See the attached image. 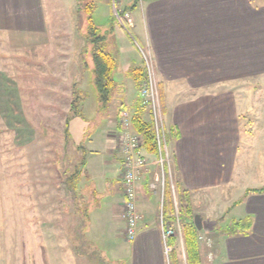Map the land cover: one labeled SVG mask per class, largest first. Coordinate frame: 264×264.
<instances>
[{
  "label": "crops",
  "instance_id": "crops-1",
  "mask_svg": "<svg viewBox=\"0 0 264 264\" xmlns=\"http://www.w3.org/2000/svg\"><path fill=\"white\" fill-rule=\"evenodd\" d=\"M257 1L159 0L142 3L130 14L133 37L154 62L180 188L203 203L210 193H219L224 216L215 230L228 213L238 210V216L216 233L199 232L212 241L211 248L200 241L203 264H264V193L252 192L263 187L245 184L257 171L264 172V0ZM44 5V0H0V42L43 38L48 27ZM116 33L110 34L109 46ZM131 45L138 50L137 60L119 70L122 75L115 80L120 92L109 107L115 130L122 102L131 109L138 97L128 70L140 66L142 59L132 39ZM240 87L245 94H240ZM146 157L153 164L155 157ZM116 163L111 180L100 189L90 187L100 201L90 214L104 226L113 217L122 234V180ZM112 164L107 161L105 167ZM154 169L148 167L137 184L142 220L124 264H170L159 216L161 193L150 188ZM246 217L252 219L249 235L224 232L233 221ZM179 238L184 258L182 235Z\"/></svg>",
  "mask_w": 264,
  "mask_h": 264
},
{
  "label": "rangeland",
  "instance_id": "rangeland-1",
  "mask_svg": "<svg viewBox=\"0 0 264 264\" xmlns=\"http://www.w3.org/2000/svg\"><path fill=\"white\" fill-rule=\"evenodd\" d=\"M44 1L48 27L43 38L20 39L18 44L0 42V264H124L132 245L121 234L120 222L111 217L105 226L103 222L98 225L91 211L87 224L81 219L82 210L86 212L93 204L90 187L94 184L100 189L111 180L119 162L116 154L110 155L116 133L110 126L112 111L99 112L92 73L83 71L79 55L86 17L75 0ZM91 1L95 3L92 17L96 26L108 34L117 31L108 51L118 60L115 79L119 80V70L138 57L131 39L138 49L140 45L131 28V34L122 28L115 9L121 11L133 0H120L115 9L111 0ZM76 83L85 94L80 105L83 118L71 121L67 141L65 121ZM245 90L240 87V94ZM173 158L169 148L165 177L171 183L178 218L181 206L173 184L177 180ZM107 161L113 164L105 167ZM155 162L148 163L155 167L150 184L157 173L162 177ZM77 170L81 179L73 191L68 183ZM245 184L264 187V172L257 171ZM209 196L203 203L191 195L192 213L218 223L224 216L220 215L224 212L220 210L221 196L218 192ZM236 216L238 210L228 213L213 233ZM172 226L174 235L180 237L178 222ZM179 237V263L186 264Z\"/></svg>",
  "mask_w": 264,
  "mask_h": 264
},
{
  "label": "trees",
  "instance_id": "trees-1",
  "mask_svg": "<svg viewBox=\"0 0 264 264\" xmlns=\"http://www.w3.org/2000/svg\"><path fill=\"white\" fill-rule=\"evenodd\" d=\"M155 1L159 0H134L131 6L123 9V12L122 14H120V16L123 19L125 15L131 14L140 4ZM75 2L77 9L81 12H84L87 23V27L82 33L84 47L81 51V54H79L81 58H83V71H91L93 76V84L96 88L98 96L99 112L105 113L108 111L110 104L114 99V93L120 92V87L118 86L117 81L114 77L116 71L118 70V60L114 54L108 51V38L112 32H110V34L106 32L104 33L94 23L92 15L95 10V3L93 1L75 0ZM123 23L124 26L121 25L122 28L128 34H131L128 23L125 20L123 21ZM128 77H130L136 84L138 97L131 109L127 108L125 103L122 102L119 108V112L117 113L118 127L120 126L119 124L122 113L126 111L130 112L131 110H133L131 114L133 130L138 135H140L142 139V148L145 151V154L155 157L157 156V142L155 131L153 128V124L150 121L148 112L143 107L140 98V90L143 87L146 79L144 63L142 62L140 66L129 68ZM77 84L79 83L74 84V89L72 91L73 100L70 104V115L66 118L65 121L64 136L67 141H69L70 139L69 126L71 121L74 118H83V112L80 109V105L85 99V94L77 88ZM81 148L84 149L83 147ZM83 164L84 162L82 161L81 167H83ZM71 176H73V178L71 177L72 181L68 184H70V188L73 191H76L77 184L81 179V171L77 170V173L72 174ZM173 184L181 206L180 213L179 217L177 218L175 206L171 198V183L170 180L167 179L163 203L164 226L168 228L179 221L180 233L183 238L185 249L186 264H203L199 242V231L194 225V216L191 209V195L189 192L180 188L179 182L177 180ZM252 192L262 194L264 193V187ZM91 195L94 196V193H91ZM96 203L97 200L94 196L93 204L89 206L90 209L88 208L86 212L82 210L83 214L81 215V219L84 220L83 223L87 224L89 222V211L95 207ZM251 227L252 219L250 217H246L245 219L239 221H233L230 226L225 228L224 232L231 236H247L250 234ZM177 242L178 238L175 235L170 236L167 240V245L172 248V251L169 255L170 264H180V255L177 252Z\"/></svg>",
  "mask_w": 264,
  "mask_h": 264
},
{
  "label": "built area",
  "instance_id": "built-area-1",
  "mask_svg": "<svg viewBox=\"0 0 264 264\" xmlns=\"http://www.w3.org/2000/svg\"><path fill=\"white\" fill-rule=\"evenodd\" d=\"M114 9L120 0H111ZM123 10L117 11L116 16L119 23L124 26L125 20L129 27L131 25L130 14L125 15L122 19L120 14ZM142 62L146 72V79L143 87L140 90V98L143 107L147 110L150 121L156 135L157 156H155V164L161 169L162 177L157 173L153 182L150 185L152 191H160L161 193V208H160V223L164 227L163 238L165 241V253L169 258L172 248L167 245V240L170 236L176 234L173 227L166 228L163 223V203L166 186V177L169 171L168 149L172 139L171 129H167L164 122L163 109L161 104L160 92L157 85V77L154 62L151 55L144 49H139ZM120 126L116 129V133L112 138L113 152L119 158L122 177V219L124 221L123 236L127 242H133L138 233V226L142 220L137 208V184L139 183L143 172L148 168V159L145 151L142 148V139L132 126V116L128 112L122 113L120 118ZM178 222L179 232L180 223ZM181 235V233H180ZM199 241L206 244L207 247H212L211 239L206 236H199Z\"/></svg>",
  "mask_w": 264,
  "mask_h": 264
},
{
  "label": "water",
  "instance_id": "water-1",
  "mask_svg": "<svg viewBox=\"0 0 264 264\" xmlns=\"http://www.w3.org/2000/svg\"><path fill=\"white\" fill-rule=\"evenodd\" d=\"M194 225L198 231H205V232L211 233L215 230L217 222L216 221H205L203 220L201 216L196 215L194 217Z\"/></svg>",
  "mask_w": 264,
  "mask_h": 264
}]
</instances>
